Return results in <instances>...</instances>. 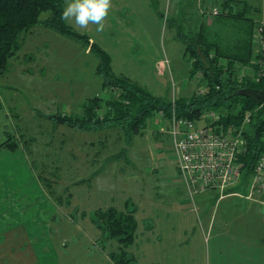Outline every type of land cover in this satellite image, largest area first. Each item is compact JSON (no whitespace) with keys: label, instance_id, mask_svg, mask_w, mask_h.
<instances>
[{"label":"rangeland","instance_id":"obj_1","mask_svg":"<svg viewBox=\"0 0 264 264\" xmlns=\"http://www.w3.org/2000/svg\"><path fill=\"white\" fill-rule=\"evenodd\" d=\"M170 1L176 0H110L101 31L91 22H66L108 53L116 75L169 99L202 93L205 83L201 73L191 77L193 60L188 62L178 28L186 37L201 31L225 44L235 39L240 22L217 20V8L208 23L185 16L174 22ZM188 1L196 9L204 5ZM69 2L64 0V8ZM257 24L255 34L264 21ZM30 29L0 73V144L17 145L0 151V264H117L110 253L120 252L121 244L95 221L98 209L111 206L135 211V238L124 247L133 256L129 264H226L235 232L221 231V217L237 198H219V191L210 192L214 197L207 203L203 196L189 198L172 152L169 120L160 115L131 140L118 126L83 131L57 124L52 117L82 115L89 99L107 100L117 92L103 86L97 67L94 72L97 57L85 54L88 47L60 33L73 52L52 70L23 61L17 54H26L37 34H28ZM254 47L256 52L259 42Z\"/></svg>","mask_w":264,"mask_h":264},{"label":"trees","instance_id":"obj_2","mask_svg":"<svg viewBox=\"0 0 264 264\" xmlns=\"http://www.w3.org/2000/svg\"><path fill=\"white\" fill-rule=\"evenodd\" d=\"M233 2L226 1L223 11L217 16L219 21L240 22L236 26L238 31L235 39L231 42H213L201 31L186 37L181 27L178 28V35L186 44L188 62L193 60L191 77L201 73L205 83L203 93L197 91L191 96L181 95L169 99L153 94L126 76L116 75L112 71L108 53L62 19L64 0H0V73L5 71L9 58L22 45V32L42 24L89 46L99 60L97 74L103 79V86L117 92V96L107 100L101 97L89 99L83 106L82 115L60 114L52 117L59 125L83 131L118 126L131 140L146 127L150 118L160 112L166 119L175 114L202 121L207 112L214 110L220 113L224 125H239L249 112V130L245 132L248 139L247 166L242 184L235 187L236 190L244 191L254 160L264 152V102L259 104L241 92L249 88L264 92V54L254 49L255 26L259 22L250 20L242 11H235L231 4ZM241 2L237 1L235 6ZM47 11H50V15L42 19L41 14ZM254 59H261L263 63H256ZM246 66L251 68V74L241 75L240 71ZM258 73L260 76L256 79L254 75ZM3 148L15 150L17 145L3 142L0 151ZM95 221L101 230L117 238L121 244L120 252L110 253L113 261L129 264L133 256H129L124 247L135 238V211L115 206L98 209Z\"/></svg>","mask_w":264,"mask_h":264},{"label":"built area","instance_id":"obj_3","mask_svg":"<svg viewBox=\"0 0 264 264\" xmlns=\"http://www.w3.org/2000/svg\"><path fill=\"white\" fill-rule=\"evenodd\" d=\"M255 39L259 42L257 52L263 55L264 27L259 25ZM256 63L263 62L260 59ZM243 71L241 75L251 74L250 67H244ZM258 76L259 73L254 75L256 79ZM158 115L165 118L162 112ZM168 120L172 152L189 198L193 200L206 191L215 190L221 196L230 193L264 206V152L254 160L245 190L235 189L242 184L247 166L245 132L249 130V112L239 125L222 124L220 113L214 110L207 112L202 121L175 114Z\"/></svg>","mask_w":264,"mask_h":264},{"label":"crops","instance_id":"obj_4","mask_svg":"<svg viewBox=\"0 0 264 264\" xmlns=\"http://www.w3.org/2000/svg\"><path fill=\"white\" fill-rule=\"evenodd\" d=\"M183 1L184 0H176L174 3H171L170 1L171 4L169 5V14L172 15L171 19L174 22H179L180 20L183 21V18L185 17H191L192 20L194 19L195 21L207 23L211 22L214 16L212 10L214 8H217L219 11L218 14H221V12L223 11L224 3L229 0H202L204 5H201V8L199 9H196L195 4L193 3L194 1ZM234 1V4H231L232 6H234L235 11H237L238 9L241 10L245 14V16L250 20L257 22L264 21V0ZM237 1L242 2L235 6V3ZM217 16L218 15H215V17ZM52 30L54 29L44 26L42 24L36 25L32 29H30L28 34H32L31 32L37 34H35V37L33 36V38L28 41V47L26 48L27 53L23 55L17 54V56L20 55L23 61H27L29 63L32 61H38L42 63L43 69L52 70L55 67L52 66L54 63L59 60L63 61L66 59V57L63 59V54L73 52V48L71 47L72 43H67L64 37L60 38L58 35H56L57 33L59 34V32L56 31V33H53ZM62 36L65 35L62 34ZM24 39L26 41V36ZM34 40L36 41L34 42ZM54 41H62L63 43L62 45L58 44L59 46H57L54 44ZM21 43H23L22 39ZM65 43L66 45H64ZM39 44L41 46L40 48L42 49H38ZM22 45L24 46V44ZM22 45L20 49L22 48ZM53 47H55L56 50L59 51V54L56 55L55 49ZM87 47L89 48V46L86 45V48ZM88 48L85 49V54H93L92 51H89L90 48ZM33 51H37V57L36 55H33L31 53ZM95 64L94 72L97 67L98 60L95 61ZM26 71L30 72V68L27 67ZM71 94H74L73 91L69 93V95ZM214 191L215 190L206 191L198 195L197 197L203 196L202 203H207L214 197V194L210 193ZM207 192L209 193V196H207ZM228 196H234L237 199L236 201L234 200L225 207L221 217V221L223 223L220 226L222 228L221 231L235 232L234 238L229 241V245H231L230 247L232 251L229 250L228 253H226V264H264V206L260 205L259 203L238 197L236 195H230V193L223 196H221L220 194L219 198H226ZM211 221L212 218L209 219L210 226L212 223ZM230 257H233L234 259L228 262Z\"/></svg>","mask_w":264,"mask_h":264},{"label":"clouds","instance_id":"obj_5","mask_svg":"<svg viewBox=\"0 0 264 264\" xmlns=\"http://www.w3.org/2000/svg\"><path fill=\"white\" fill-rule=\"evenodd\" d=\"M110 9V0H70L62 13V19L68 21L74 18L81 27L90 22L96 24L97 31L103 29V19Z\"/></svg>","mask_w":264,"mask_h":264},{"label":"water","instance_id":"obj_6","mask_svg":"<svg viewBox=\"0 0 264 264\" xmlns=\"http://www.w3.org/2000/svg\"><path fill=\"white\" fill-rule=\"evenodd\" d=\"M241 93L254 99L259 104H262L264 102V92H261L259 90L249 88L243 90Z\"/></svg>","mask_w":264,"mask_h":264}]
</instances>
